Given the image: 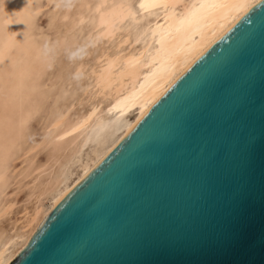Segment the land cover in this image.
<instances>
[{
	"label": "water",
	"instance_id": "95a60500",
	"mask_svg": "<svg viewBox=\"0 0 264 264\" xmlns=\"http://www.w3.org/2000/svg\"><path fill=\"white\" fill-rule=\"evenodd\" d=\"M7 264H264V0L185 69Z\"/></svg>",
	"mask_w": 264,
	"mask_h": 264
},
{
	"label": "rangeland",
	"instance_id": "374dc122",
	"mask_svg": "<svg viewBox=\"0 0 264 264\" xmlns=\"http://www.w3.org/2000/svg\"><path fill=\"white\" fill-rule=\"evenodd\" d=\"M126 1L138 19L109 39L97 36L103 0H0V247L28 228L55 179H74L101 146L105 135L81 148L87 127L72 126L91 112L92 121L114 114V94L98 92L94 70L105 52L140 51L150 38L142 28L161 11ZM127 33L138 39L119 46Z\"/></svg>",
	"mask_w": 264,
	"mask_h": 264
},
{
	"label": "bare ground",
	"instance_id": "6f19581e",
	"mask_svg": "<svg viewBox=\"0 0 264 264\" xmlns=\"http://www.w3.org/2000/svg\"><path fill=\"white\" fill-rule=\"evenodd\" d=\"M105 1L99 2L96 9L99 26L97 36L114 37L125 19H138L136 9L128 1L114 0L104 6ZM259 1L143 0L142 5L150 10L161 8L142 28V31L149 30L150 36L143 48L123 55L120 51L101 53L100 68L93 69L98 92L114 94L110 107L114 114L108 119L92 121L94 112H91L72 125L78 130L87 127L81 148L105 135L101 146L93 149L92 155L83 163L81 172L74 179L67 172L55 179L49 201L35 208L28 220V228L19 237L9 239L4 247H0V264H7L17 254L43 217L128 135L150 105L208 46ZM133 39H138V36L127 33L121 37L119 46ZM151 39L155 44H152ZM63 137L61 134L58 139Z\"/></svg>",
	"mask_w": 264,
	"mask_h": 264
}]
</instances>
